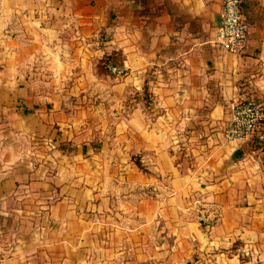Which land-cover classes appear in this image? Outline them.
Returning <instances> with one entry per match:
<instances>
[{
    "label": "crops",
    "instance_id": "crops-1",
    "mask_svg": "<svg viewBox=\"0 0 264 264\" xmlns=\"http://www.w3.org/2000/svg\"><path fill=\"white\" fill-rule=\"evenodd\" d=\"M222 3L0 0V264H264V119L224 137L264 109V0L240 55Z\"/></svg>",
    "mask_w": 264,
    "mask_h": 264
},
{
    "label": "built area",
    "instance_id": "built-area-1",
    "mask_svg": "<svg viewBox=\"0 0 264 264\" xmlns=\"http://www.w3.org/2000/svg\"><path fill=\"white\" fill-rule=\"evenodd\" d=\"M221 24L217 30L215 42L221 49L236 55L246 52L250 35V24L244 16L242 0H223L221 8ZM110 70L122 77L127 67L111 65ZM264 119V109L255 97L242 95L233 105L230 124L224 131L227 141H243L250 139L259 130ZM263 144L264 133L260 135Z\"/></svg>",
    "mask_w": 264,
    "mask_h": 264
},
{
    "label": "trees",
    "instance_id": "trees-1",
    "mask_svg": "<svg viewBox=\"0 0 264 264\" xmlns=\"http://www.w3.org/2000/svg\"><path fill=\"white\" fill-rule=\"evenodd\" d=\"M104 62H105V65H110V64L121 65V62H119L118 60H115V59H113V58H111V57H109L108 59H105ZM99 67L102 68V69L104 68V67H102L101 64H100ZM177 163L179 164L178 161H177ZM188 163L191 164V161H188ZM136 164L138 165V167H139L140 169L146 171L144 165L142 164V162H141L139 159H136Z\"/></svg>",
    "mask_w": 264,
    "mask_h": 264
},
{
    "label": "rangeland",
    "instance_id": "rangeland-1",
    "mask_svg": "<svg viewBox=\"0 0 264 264\" xmlns=\"http://www.w3.org/2000/svg\"><path fill=\"white\" fill-rule=\"evenodd\" d=\"M113 65H117V64H113ZM110 66H111V64H110ZM110 66H109V70H110ZM111 71V70H110ZM112 72V71H111ZM113 73V72H112ZM116 75V74H115ZM183 151H185V150H183V149H181L180 150V153H179V155L181 156V159H179L180 161H183V160H185L186 162L187 161H190V159H188V155H186V153H184ZM135 162H136V159H135ZM145 167V166H144ZM146 169V168H145ZM142 170V169H141ZM142 171H144V170H142ZM144 172H148V170L146 169V171H144ZM151 194V193H150Z\"/></svg>",
    "mask_w": 264,
    "mask_h": 264
}]
</instances>
